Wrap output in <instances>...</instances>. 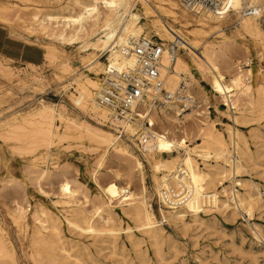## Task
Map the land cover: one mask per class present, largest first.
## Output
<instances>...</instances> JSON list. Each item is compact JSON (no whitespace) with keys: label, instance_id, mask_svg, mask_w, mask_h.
Segmentation results:
<instances>
[{"label":"bare ground","instance_id":"obj_1","mask_svg":"<svg viewBox=\"0 0 264 264\" xmlns=\"http://www.w3.org/2000/svg\"><path fill=\"white\" fill-rule=\"evenodd\" d=\"M222 1L230 4L232 12L218 16L211 12L195 13L179 0H68L45 12L38 5H48L47 0H0V24L9 27L10 37L27 43L34 39L47 40L44 61L53 68L52 81L65 95L68 93L75 109L98 125L93 126L69 115L61 103L43 100L24 114L12 112L0 117V139L22 143V148L26 146L21 149L25 155L41 150L37 162L27 167L26 173L32 176L33 189L39 194L49 196L51 191H56L58 200L53 204L65 211L63 218L71 231L82 236L108 235L115 239L121 231L114 209L120 208L135 228L149 239L157 241L161 237L162 229L149 201L151 194L146 186L144 165L133 147L115 135L112 128L103 129L112 118L109 111L96 103L104 82L100 76L106 74L108 67L120 71L132 64L131 48L140 39H149L150 36L165 46L161 76L165 90L172 96L165 107L151 114L150 122L156 138L143 150L136 143L139 128L135 124L115 120L111 123L116 126V134L119 131L126 133L134 148L142 151L152 171L153 194L158 198L163 221L187 225L186 217L190 215L195 223H200L197 222L200 214L229 210L232 205L251 218L256 210H264L263 183L250 181L242 184L233 180L246 171L245 163L251 158L247 143L234 129L228 130V138L218 131L207 109L203 110L201 106L207 104L209 98L191 73L196 70L209 81L216 102L222 101L228 110L239 112V117L233 116L236 124L248 119L246 112L264 115V90L256 88L257 93L253 92L250 83L252 71L244 70L243 61L235 59L239 47L233 40L234 37L249 38L264 57V30L260 23L264 18V0ZM245 2L257 11V15H241ZM28 10L31 12L29 20H26L23 12ZM233 14L240 16V26L230 37L224 34V21ZM143 19L150 20L147 27L141 25ZM210 35L222 37L221 41L207 43L205 39ZM165 42L188 50L189 59L183 58L178 50L169 55L167 47L171 43L167 45ZM68 48L74 49L78 57L68 54ZM200 48L203 51L201 56H197L193 49ZM102 58H106V65ZM76 60L93 72L95 78L80 73L75 67ZM29 67L31 69L18 70L10 59L0 55V90L2 84L11 85L16 79L22 91L33 89L43 93L50 82L40 74L41 66ZM72 89L74 92L70 91ZM179 104L191 109V114L180 119L184 110ZM189 115H193L189 119L191 123L185 118ZM70 138L86 140L101 151L100 161L92 175L98 189V196L93 200L84 192L78 175L61 172L56 163L49 168L48 164L54 157L52 150ZM193 141L197 144L191 147L189 143ZM17 146L10 147L16 151L20 149ZM110 153L120 161L119 164L126 163L125 169L119 166L116 171L105 168ZM230 177L233 186H239L243 193L234 191V187L220 190ZM1 182L0 203L18 232L26 234L23 239L28 240L27 247L31 250L28 256L37 264H58L72 257L63 241L62 219L36 206L29 221L27 190L11 180ZM171 189L187 190L190 199L182 206L167 202L163 191ZM5 232V222L0 218V264H16L14 248L6 241Z\"/></svg>","mask_w":264,"mask_h":264},{"label":"rangeland","instance_id":"obj_2","mask_svg":"<svg viewBox=\"0 0 264 264\" xmlns=\"http://www.w3.org/2000/svg\"><path fill=\"white\" fill-rule=\"evenodd\" d=\"M56 1L47 0V3L49 2L50 4L48 3V5L43 6L38 5V7L45 12L48 9L57 7L56 5L60 2L62 4L68 2V0ZM247 5L248 2H245L244 7ZM30 10L23 12V14L26 15V20H29ZM239 18L240 16L238 17L233 14L228 20L224 21V23H226L224 28L225 35L230 37L234 36L236 28L240 26ZM141 22V25L147 27L150 20L143 19ZM260 23H262L261 25L264 30V18ZM9 31L10 29L8 26L0 24V49L10 52L11 54H18L23 49L24 53H27L29 57L33 58L37 63H26L20 59L5 58L10 59L12 61V66L18 70L31 69L29 65L41 66L42 69L40 74L46 76L47 80L50 82V86L45 87L44 92L41 93L33 89L22 91L17 86L18 81L16 79H14L11 85L6 83L2 84L3 88L0 90V97L3 98V104L0 105V117L12 112L24 114V112L26 113L34 109L39 102L43 100L49 103L53 102L54 104L61 103L66 106L69 115L86 121L93 126H98L88 116L83 115L75 109L68 98V93L65 95V92H63L61 88L56 87V84L52 81L54 74L53 68L48 67L44 61L45 45L49 42L43 39L37 41L34 39L33 42L30 43L15 41L10 37ZM5 37H7L8 40H6ZM221 38L222 37L218 35H210L206 37L205 41L207 43H216L221 41ZM149 39L160 43L162 42L152 36H150ZM233 40L239 47V49H237V54L239 56L237 55L235 59H241L243 61L244 65L242 64V67H244V70L251 69L252 71L250 83L254 88L253 92L257 93L258 89L264 90V57H261L259 49L253 45L249 38L234 37ZM169 43L171 42H165L167 45H169ZM177 50L183 58L189 59L190 52L188 50L178 45ZM195 51L193 49V52L197 56H201L203 49L201 50L200 48ZM66 52L74 56V58L78 57L74 49L68 48ZM105 59L106 58H102L101 61L106 65ZM75 67L83 75L91 79L95 78L93 72L83 68L80 64V60H76ZM191 73L198 80L203 91L209 98L207 104H201V106L203 105V110L207 109L211 121L218 131L228 138V130L230 128V130L234 129L247 143L246 147L250 153L251 160L249 159L245 163L246 171L242 172L233 180L241 181L242 184H249L250 181L264 184V115L260 116L257 114V116L255 113L252 115V113L246 112L245 114L248 119L236 124L234 118L240 116L239 112L228 110L222 101L216 102L209 81L202 78L196 70H193ZM100 78L103 79L104 74H102ZM70 91L74 92L73 89ZM179 106L184 110V114L182 113V116L179 117L180 119H183L185 115L191 114V109H188L184 104H179ZM192 116L193 115H189L185 118L191 123L192 121L189 119ZM105 125L106 128L103 129L108 130V128H112L115 135H119L122 141L133 147L135 155L144 165L146 186L151 194L149 199L150 205L155 211L156 219L162 229L161 237L157 241L149 239L148 236L143 234L140 230H137L134 223L123 215L120 208L114 209L117 214L118 229L121 231L115 239L110 238L108 235H103L101 237L90 235L82 236L75 231H71L68 229L65 219L63 218L66 216L65 211L61 206L53 204L58 200V196L55 195L56 191H51L52 193L50 192L49 196L39 194L33 189L31 181L32 176L26 173L25 169L27 167H32L33 164L37 162L41 150H36L34 153H31V155H25L22 150H24L26 146L22 148V143L0 139V182L11 180L17 186L19 185V187H23L27 190L30 199L29 209L27 207V218L29 221H31L32 213L36 206L47 209L48 212H52L51 214H53V216L59 217L60 220L62 219L61 222L63 221V241L66 247L70 249V255L72 257L62 260V263L59 262L58 264H76V262L77 264H264V210H256L251 218L242 209L232 205L229 210L211 211L206 214H200L201 221L200 218L197 221L200 223H195L190 215L186 217L187 225L171 221L164 222L159 213L160 204L158 198L153 194L152 171L145 162L142 151L138 149V147L137 149L134 148V145L129 140L130 137L128 135L126 136V133L120 135L119 131V133L117 132L116 134L114 130L116 126L114 127L113 123L108 121ZM61 128L62 127H60V130ZM73 139L70 138L69 140L67 139L59 143L57 147L52 150V154L54 155L53 160L50 161V163L48 161L49 164H47L49 168H52L51 165L56 163L60 167L61 172H67L72 176L78 175L77 179L82 184L84 192L90 200H93L98 196V189L92 175L93 169L96 168L98 161H100L101 151H97L96 148H94L95 146L86 140H82V142L81 140ZM16 144L20 146V149H17L18 146ZM194 144L196 145L197 142L193 141L189 143L191 147H193L192 145ZM10 146H14V148L17 146V150L15 149L16 151H13ZM17 151L18 153H15ZM19 152L20 155H18ZM165 158H167V156H165ZM118 162L120 161L115 159L112 153H110L105 161V168L110 167L111 170L116 171L119 169V166L125 169L126 163L122 162L119 164ZM41 166H44V164H41ZM212 166H216V164L212 163ZM201 168L204 169L205 166L202 165ZM103 173H105V171H103ZM233 180H231V177L227 179L220 190L234 187V191L243 193L244 191L241 190L239 186H236V184L233 186ZM262 189H264V187ZM64 214L65 216H63ZM0 218L5 222V229L7 231L5 232V239L9 243V246L14 248L13 251L15 253L16 264H37L32 257L28 256L31 254V250L27 247L28 240L23 239L26 234L18 232V229L6 215L5 208L1 203ZM160 221H162L161 224ZM128 228L131 229L130 232L127 231Z\"/></svg>","mask_w":264,"mask_h":264},{"label":"built area","instance_id":"obj_3","mask_svg":"<svg viewBox=\"0 0 264 264\" xmlns=\"http://www.w3.org/2000/svg\"><path fill=\"white\" fill-rule=\"evenodd\" d=\"M189 10L195 13L211 12L218 16L232 12L228 2L222 0H179ZM243 16H255L257 11L249 6L241 10ZM177 51V45L171 43L167 47L169 55ZM165 46L152 39L142 38L130 50L132 64L124 69L106 70L103 78V88L96 98L97 105L109 111L112 120L127 124H135L138 130L136 142L143 150L155 140L153 127L150 122L154 110L165 107L172 99L171 94L164 88L161 76L162 57ZM122 133H120L121 135ZM124 134V133H123ZM183 175V173L181 174ZM187 190H164L167 202L182 206L190 199ZM264 197V189L262 191Z\"/></svg>","mask_w":264,"mask_h":264},{"label":"crops","instance_id":"obj_4","mask_svg":"<svg viewBox=\"0 0 264 264\" xmlns=\"http://www.w3.org/2000/svg\"><path fill=\"white\" fill-rule=\"evenodd\" d=\"M5 38H6V40H8L7 37H5ZM0 55L3 56V57H9V58H12V59H17V60L20 59V60H22L23 62H26V63H37V62H35L33 60V58H30L27 53H24L23 49L18 54H11L10 52L3 51V49H0Z\"/></svg>","mask_w":264,"mask_h":264}]
</instances>
